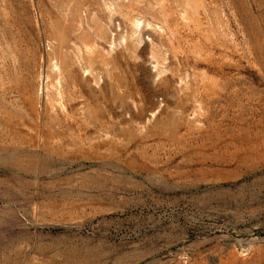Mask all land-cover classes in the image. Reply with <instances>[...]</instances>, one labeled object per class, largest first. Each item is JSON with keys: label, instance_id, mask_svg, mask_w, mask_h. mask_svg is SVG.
Masks as SVG:
<instances>
[{"label": "rangeland", "instance_id": "1", "mask_svg": "<svg viewBox=\"0 0 264 264\" xmlns=\"http://www.w3.org/2000/svg\"><path fill=\"white\" fill-rule=\"evenodd\" d=\"M0 264H264V0H0Z\"/></svg>", "mask_w": 264, "mask_h": 264}]
</instances>
